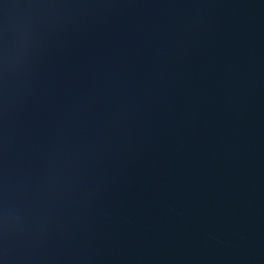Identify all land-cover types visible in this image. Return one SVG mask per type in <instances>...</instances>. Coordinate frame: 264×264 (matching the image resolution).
<instances>
[{
    "label": "water",
    "instance_id": "water-1",
    "mask_svg": "<svg viewBox=\"0 0 264 264\" xmlns=\"http://www.w3.org/2000/svg\"><path fill=\"white\" fill-rule=\"evenodd\" d=\"M0 264H264V0H0Z\"/></svg>",
    "mask_w": 264,
    "mask_h": 264
}]
</instances>
